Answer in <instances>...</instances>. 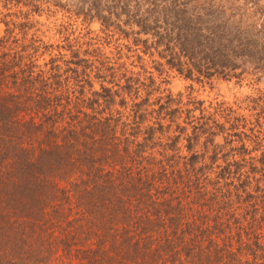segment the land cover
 Wrapping results in <instances>:
<instances>
[{
	"label": "trees",
	"instance_id": "16d2710c",
	"mask_svg": "<svg viewBox=\"0 0 264 264\" xmlns=\"http://www.w3.org/2000/svg\"><path fill=\"white\" fill-rule=\"evenodd\" d=\"M0 1V264H264V147L161 86L264 67V0Z\"/></svg>",
	"mask_w": 264,
	"mask_h": 264
},
{
	"label": "rangeland",
	"instance_id": "374dc122",
	"mask_svg": "<svg viewBox=\"0 0 264 264\" xmlns=\"http://www.w3.org/2000/svg\"><path fill=\"white\" fill-rule=\"evenodd\" d=\"M66 1L71 4L74 0ZM200 1H203L202 6H194V11L200 15H207L209 18L208 23L211 24L214 21V6L217 12H222L224 7L218 3V0ZM36 2L46 3L47 0H36ZM3 5V2L0 1V17L5 16L7 11L8 13L12 12L18 6L11 2H8L6 7ZM62 13V11H57L49 17L44 13L34 14V17L48 21L53 17L61 19ZM55 39V35H52L48 41H54ZM253 61L242 57L239 60V66L235 70H240L239 75L231 76L228 79H214L211 82L212 87L202 86L196 82L187 85L190 81L177 75L173 70L168 71L170 75L169 83L161 86L170 90L175 97L181 93L182 101L186 99L188 93L195 98H201L203 113L202 116L195 113V123L206 120L210 125H214L215 122L224 121L223 134L227 133L225 131L231 132L230 143L238 145L239 139H242L243 144L249 150V155L257 154L258 149L264 147V119L257 115L260 112L256 104L257 93L264 88V67L258 68L255 64L257 61ZM229 123H234L235 126H229ZM216 140L224 141L220 136H217ZM224 147H228V145L225 146V141Z\"/></svg>",
	"mask_w": 264,
	"mask_h": 264
}]
</instances>
